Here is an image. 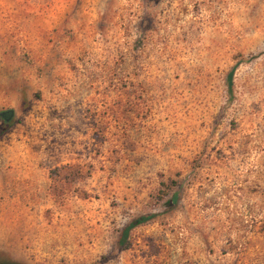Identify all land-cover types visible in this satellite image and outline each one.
I'll list each match as a JSON object with an SVG mask.
<instances>
[{
	"label": "rangeland",
	"instance_id": "obj_1",
	"mask_svg": "<svg viewBox=\"0 0 264 264\" xmlns=\"http://www.w3.org/2000/svg\"><path fill=\"white\" fill-rule=\"evenodd\" d=\"M6 111L0 264H264V0H0Z\"/></svg>",
	"mask_w": 264,
	"mask_h": 264
},
{
	"label": "trees",
	"instance_id": "obj_2",
	"mask_svg": "<svg viewBox=\"0 0 264 264\" xmlns=\"http://www.w3.org/2000/svg\"><path fill=\"white\" fill-rule=\"evenodd\" d=\"M227 87L229 88L230 87V73L228 74V80H227ZM11 116V112L10 111H6V112H0V118L3 120V121H7ZM161 185H163L161 183ZM150 215H143L141 217H138L134 220H132L130 223H128L122 230H121V237L119 239V243L122 244L126 238V234L128 232L129 229H131L133 226L139 224V223H142V222H145L147 221L148 219H150ZM3 264H19V263H15V262H5Z\"/></svg>",
	"mask_w": 264,
	"mask_h": 264
}]
</instances>
